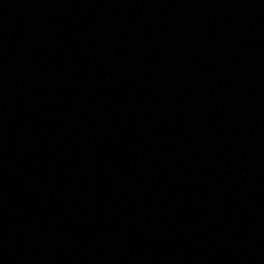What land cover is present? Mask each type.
Masks as SVG:
<instances>
[{
	"label": "water",
	"instance_id": "1",
	"mask_svg": "<svg viewBox=\"0 0 264 264\" xmlns=\"http://www.w3.org/2000/svg\"><path fill=\"white\" fill-rule=\"evenodd\" d=\"M0 264H264V0H0Z\"/></svg>",
	"mask_w": 264,
	"mask_h": 264
}]
</instances>
